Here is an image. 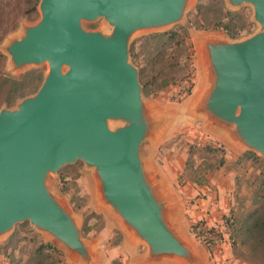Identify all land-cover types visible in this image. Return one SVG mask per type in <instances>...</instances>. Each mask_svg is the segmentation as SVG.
Instances as JSON below:
<instances>
[{
	"label": "water",
	"instance_id": "95a60500",
	"mask_svg": "<svg viewBox=\"0 0 264 264\" xmlns=\"http://www.w3.org/2000/svg\"><path fill=\"white\" fill-rule=\"evenodd\" d=\"M187 2L40 0V21L6 49L17 68L47 63L49 72L36 93L0 110V237L29 222L77 264H91L94 247L47 186L50 174L82 161L94 169L124 235L146 246V262L200 264L184 231L169 226L144 171L140 148L149 122L130 50L135 33L178 24ZM228 2L252 6L262 31L203 44L210 86L193 111L231 129L239 144L264 158V0ZM99 19L111 35L84 28ZM111 121L125 125L113 129Z\"/></svg>",
	"mask_w": 264,
	"mask_h": 264
},
{
	"label": "rangeland",
	"instance_id": "374dc122",
	"mask_svg": "<svg viewBox=\"0 0 264 264\" xmlns=\"http://www.w3.org/2000/svg\"><path fill=\"white\" fill-rule=\"evenodd\" d=\"M39 3L40 0L35 14L22 16L20 10L32 6V0H0V54L4 56L0 58V75L21 79L26 73L35 71L41 74L43 81L46 78L49 72L47 63L17 68L6 51L12 42L24 36L25 28L40 21ZM198 5L202 7L199 9ZM226 11L245 12L253 23L251 32L233 40L222 30H211L215 23L224 19ZM253 15L250 5L233 7L228 0H188L178 24L139 31L131 38L130 50L135 45L134 53L138 56L135 61L131 52V62L140 72L142 60L154 51L147 45L146 38L180 27L187 29L184 48L177 49L172 44L179 64L163 76L168 85L163 86V79L151 85L146 83L148 80L141 81L140 76L149 122L140 158L155 196L165 206L169 226L177 231H189L201 245L204 244L193 234V225L198 223L191 222L193 207L199 206L202 200H210L214 205H219L222 200L227 209L223 214L227 227L219 229L225 234V242H229L231 228L228 223L242 221L258 206L256 191L264 182V158L239 144L231 129H224L208 116L193 111L194 106L203 104L210 86L208 58L203 44L217 40L243 41L261 32L260 25L252 21ZM16 21L18 25L13 31ZM83 26L88 31L105 35H111L113 31L104 19L85 22ZM124 125L121 121L110 122L113 129ZM246 153H253L257 158L242 157ZM47 186L78 222L82 241L94 247L91 264H133L135 251L129 249L124 240L127 228L102 200L94 169L78 161L50 174ZM130 243H133L131 239ZM42 244L52 245L57 250L44 264H77L76 259L66 254L68 252L63 250L61 243L42 235L29 222L17 224L11 233L0 237V264H9L10 261L36 264V250ZM223 246L217 256L207 247L210 264H264V256L253 255L243 246L233 248L230 245L229 258H226ZM137 247L138 252L146 248L142 243ZM166 262L161 264H168Z\"/></svg>",
	"mask_w": 264,
	"mask_h": 264
},
{
	"label": "trees",
	"instance_id": "16d2710c",
	"mask_svg": "<svg viewBox=\"0 0 264 264\" xmlns=\"http://www.w3.org/2000/svg\"><path fill=\"white\" fill-rule=\"evenodd\" d=\"M29 1V0H22ZM34 3L32 6L27 5L25 9H21L22 16H30L37 11V5L39 0H32ZM202 5H198L197 8H201ZM17 10V9H16ZM17 21L13 31L17 28ZM253 27V23L245 12H232L226 11L224 19H220L215 23L211 30H222L231 39H238L244 33H250ZM185 35V36H183ZM187 35L186 28H178L171 32L158 33L148 38L147 45L153 48L148 57H145L141 62V81L148 80L146 83L154 85L158 80L164 79L163 76L168 70L174 69L179 63L176 62L177 56L174 51L176 50L173 45L177 46V49H183L185 46V39ZM173 47V48H172ZM133 56L137 61L138 56L135 52V45L132 48ZM173 52V53H171ZM176 52V51H175ZM4 56L0 54V58ZM164 85H168V81H164ZM42 85L41 74L32 71L22 76L21 79H15L7 75H0V110L2 107H13L16 102L36 93ZM146 86V85H144ZM242 157H255L253 153H246ZM256 205L254 210L244 216L242 221L228 223L231 228V246L237 248L238 246L246 247V249L253 255L264 256V182L256 191ZM229 222V221H228ZM227 223V222H226ZM52 245L42 244L36 250L37 261L36 264H44L47 258H49L52 252H56ZM9 264H21L14 261H10Z\"/></svg>",
	"mask_w": 264,
	"mask_h": 264
},
{
	"label": "crops",
	"instance_id": "0c3cea01",
	"mask_svg": "<svg viewBox=\"0 0 264 264\" xmlns=\"http://www.w3.org/2000/svg\"><path fill=\"white\" fill-rule=\"evenodd\" d=\"M226 212H227L226 205L224 204L222 200L219 205H214L210 203V200L208 201L202 200L200 201L199 206L197 205L194 206L193 209L190 211L191 218H192L191 222L192 224H194L195 222H198V223L201 222L202 224H205V226H207L208 228L216 229L222 232V230H220L219 228L224 229L225 227H227L224 224V219H223V216H224L223 214H226ZM184 233L186 235L185 237L188 239V242L193 247L195 253L199 256L200 264H210V261H209L210 253L207 247L198 243L189 231H184ZM124 240H125V244L129 247V249L133 250V252L135 251L134 258H133V264H154V263H149L145 261L146 248L142 252H138L137 246L139 245H137L134 242L130 243V238H128L127 236L124 237ZM228 240L229 242H224L225 243L223 244L224 246L222 245L224 248L223 253L225 252L227 254L226 258H229L228 257L229 253L227 251L231 245V242H230L231 238H229ZM222 246H217L212 249L215 251L213 252L215 256H217L218 252H222L221 250Z\"/></svg>",
	"mask_w": 264,
	"mask_h": 264
},
{
	"label": "built area",
	"instance_id": "2783aa9c",
	"mask_svg": "<svg viewBox=\"0 0 264 264\" xmlns=\"http://www.w3.org/2000/svg\"><path fill=\"white\" fill-rule=\"evenodd\" d=\"M229 233V238H231V231H229ZM193 234L201 243L210 249L222 245L225 242V234L223 235L221 231L216 229L202 226L200 223L193 225Z\"/></svg>",
	"mask_w": 264,
	"mask_h": 264
},
{
	"label": "flooded vegetation",
	"instance_id": "af4514ba",
	"mask_svg": "<svg viewBox=\"0 0 264 264\" xmlns=\"http://www.w3.org/2000/svg\"><path fill=\"white\" fill-rule=\"evenodd\" d=\"M42 82H43V80H42Z\"/></svg>",
	"mask_w": 264,
	"mask_h": 264
}]
</instances>
